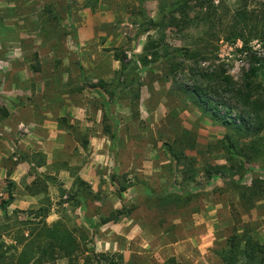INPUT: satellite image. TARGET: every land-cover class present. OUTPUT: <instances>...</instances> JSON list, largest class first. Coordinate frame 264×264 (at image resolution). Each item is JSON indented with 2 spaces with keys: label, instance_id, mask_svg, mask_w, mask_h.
<instances>
[{
  "label": "rangeland",
  "instance_id": "obj_1",
  "mask_svg": "<svg viewBox=\"0 0 264 264\" xmlns=\"http://www.w3.org/2000/svg\"><path fill=\"white\" fill-rule=\"evenodd\" d=\"M173 1L0 0V264H84L80 253L56 250L42 263L28 254L40 233L46 245L42 223L125 264H223L234 237L242 248L264 245V197L246 193L264 179V162L241 151L264 145V132L227 130L180 90L186 77L172 79L176 48L191 39L151 31L147 18ZM149 36L163 47L145 65ZM256 58L264 61L261 42H221L203 67L224 65L241 84ZM259 69L253 82L264 95ZM227 106L239 123L244 113Z\"/></svg>",
  "mask_w": 264,
  "mask_h": 264
},
{
  "label": "trees",
  "instance_id": "obj_2",
  "mask_svg": "<svg viewBox=\"0 0 264 264\" xmlns=\"http://www.w3.org/2000/svg\"><path fill=\"white\" fill-rule=\"evenodd\" d=\"M252 1L240 0L239 7L232 10L226 0H220L218 4L216 0H174L167 7L163 4L158 20L147 18L151 31L160 34L171 29L177 35L191 39L189 44L176 48L175 52L181 59L175 60L171 66L172 79L176 81L177 75L186 77L187 83L179 88L193 105L204 115L220 122L227 130L240 134L246 139L256 138L264 132V95L256 90L253 82L254 78L259 76V68L264 66V61L256 58L255 61L260 67H253L245 73L241 84L233 81L224 65L218 67H203V65L215 62L213 58L221 42H241L245 49L254 41L264 44V0H258L263 2L258 5ZM162 44L159 39L148 37L144 47L145 65L159 59ZM120 62L124 68V60L120 59ZM227 102L237 104L244 113L239 117V123L232 119L230 111L233 109L227 106ZM222 110H226L227 117H221ZM227 142L229 147H232L230 137H227ZM241 151L249 161L264 162V145L259 140L250 141L241 148ZM77 182L79 187L91 189L83 180L78 179ZM246 193H249L251 200H261L264 197V179L256 178L252 186L246 189ZM13 201L14 195L10 191L9 201H2L3 209L6 210ZM123 215V211L118 212V217ZM118 217L106 220L103 224L116 221ZM42 224L40 229L47 232L46 245L40 243L39 239L43 237V233H40L28 252L31 254L36 251L37 262L42 263L59 250L61 256L58 257L66 259H71L80 253V256L84 257V264H94V262L125 264L120 253L98 254L95 250L78 247L74 234L61 229L60 224L52 228L47 223ZM26 255L25 253L22 259ZM222 262L223 264H264V245L250 241L245 248H242L234 237L228 250L222 255Z\"/></svg>",
  "mask_w": 264,
  "mask_h": 264
},
{
  "label": "crops",
  "instance_id": "obj_3",
  "mask_svg": "<svg viewBox=\"0 0 264 264\" xmlns=\"http://www.w3.org/2000/svg\"><path fill=\"white\" fill-rule=\"evenodd\" d=\"M21 166H25V164H22ZM21 166H20V167H21ZM21 170H25L24 167H23V169H22V167H21ZM13 179H14V180H18V181L20 180V179H19V171L14 175ZM25 198L27 199V201H29V200L32 199L30 196H27V197H25ZM17 202H18V201H17ZM18 203H19V205H21V204H25V202H23V203L18 202Z\"/></svg>",
  "mask_w": 264,
  "mask_h": 264
}]
</instances>
